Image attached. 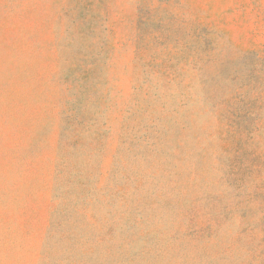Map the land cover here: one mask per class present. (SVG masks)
I'll return each mask as SVG.
<instances>
[{
    "label": "rangeland",
    "instance_id": "374dc122",
    "mask_svg": "<svg viewBox=\"0 0 264 264\" xmlns=\"http://www.w3.org/2000/svg\"><path fill=\"white\" fill-rule=\"evenodd\" d=\"M0 264H264V0H0Z\"/></svg>",
    "mask_w": 264,
    "mask_h": 264
}]
</instances>
